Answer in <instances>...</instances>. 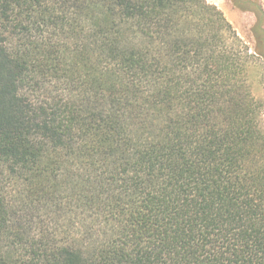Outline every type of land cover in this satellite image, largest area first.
I'll list each match as a JSON object with an SVG mask.
<instances>
[{"label":"trees","instance_id":"trees-1","mask_svg":"<svg viewBox=\"0 0 264 264\" xmlns=\"http://www.w3.org/2000/svg\"><path fill=\"white\" fill-rule=\"evenodd\" d=\"M230 2L251 46L207 0H0V264H264V8Z\"/></svg>","mask_w":264,"mask_h":264},{"label":"rangeland","instance_id":"rangeland-1","mask_svg":"<svg viewBox=\"0 0 264 264\" xmlns=\"http://www.w3.org/2000/svg\"><path fill=\"white\" fill-rule=\"evenodd\" d=\"M214 3L222 10L225 17L231 22L241 38L250 46L253 44V38L250 33V27L254 22V14L249 10H241L232 5L230 0H207ZM264 8V0H259ZM258 64V63H257ZM258 68L252 72V86L255 95L262 100L264 105V77L263 68L258 64ZM262 73V74H261ZM264 111V109H263ZM264 113V112H263ZM264 119V114H263Z\"/></svg>","mask_w":264,"mask_h":264}]
</instances>
